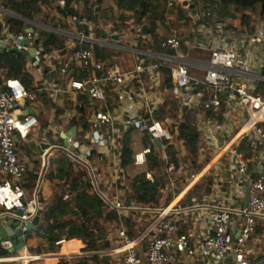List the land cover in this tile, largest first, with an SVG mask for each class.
Returning <instances> with one entry per match:
<instances>
[{"label":"crops","instance_id":"1","mask_svg":"<svg viewBox=\"0 0 264 264\" xmlns=\"http://www.w3.org/2000/svg\"><path fill=\"white\" fill-rule=\"evenodd\" d=\"M58 1L54 0L51 4L44 5L39 14L33 15L32 19L28 20L10 9L7 0H0V42H3L8 49L11 48L12 44L7 33L11 37L15 35L9 29V20L20 21L24 24L23 32L20 34H24L29 29L33 30L34 39L28 49L35 48L33 43L40 30L52 32L64 38L63 48H55L42 57L39 48H35L38 60L35 63H30L27 59L28 71L32 76L34 86L38 90V96L34 102L22 101L17 110L18 114L32 113L37 118V125L31 130L27 140L17 142V154L25 164L26 172L36 177L35 182L25 188L27 194L30 195L34 186L40 182L43 213L57 194L58 168H61L60 156L72 164L74 171H83L86 177L89 170L104 176L105 183L101 189L108 196L135 203L137 202L131 198V184L139 175L144 173L146 179L149 175L150 181H153L155 177L166 175L169 180L165 189L160 192L157 204L147 205L158 208L175 199H180L183 204L190 208L186 214L187 223H178L179 233L189 236L190 246L195 249L196 254L192 257L180 255L179 264H227L228 260L218 261L212 256L204 255L199 246L202 239L210 233L209 218L215 207L236 209L245 204L246 196L243 193L245 185L241 182L240 175L236 170L238 159L244 161L250 177L255 178L264 175V142L252 149L247 141V133L251 131L248 122L253 118V114L241 108L234 98L226 95L221 96V104L218 109L206 106V103L203 102L200 105V110L194 113V124L199 133L197 154L199 168L197 170L185 169L184 164L180 162L176 172L167 174V165H174L168 161L167 149L172 146L178 150V157L185 155L181 142L177 141L176 138L178 123L184 113L189 110L179 103L174 93V84L173 89L163 85L161 66H158L149 71L135 74L127 91L122 92L116 87L109 86L107 88L108 111L114 117L113 137L117 144L115 152L117 154L114 157L119 168L115 180L112 170L113 155L109 152L112 135L108 132L104 140L97 142L89 127L90 120L93 114L100 109V105L86 93H74L68 82H60L58 63L66 59L79 45V42L75 40H66V36L74 38L81 36L85 39L83 43H87L91 48L97 46L103 49L106 59L97 58L98 61L107 65H115L124 72L132 70L141 63L158 65L160 61L149 56L151 53L182 56L188 62H205L210 57V48L222 46L234 49L238 54L237 67L247 74L246 77L238 80L246 84L252 93L263 98L264 9L260 7V12L256 18L252 15L253 9H251L250 13L253 17L251 26L254 30L249 33L246 28H241L239 20L231 21L225 15L222 20L216 17L207 24H195L190 22L187 9H185V19L188 18V20H185L179 18L180 12L167 8L164 20L157 22L155 34L157 40L169 36L179 38L181 48L174 51L160 49L158 42L153 44L150 34L142 33V27L140 30L135 29L133 22H130L129 27L123 28L120 32H116L113 25L110 26L108 23L106 24L109 25L106 27L107 31L102 32L101 30V36L91 33L85 37L78 31V26L84 24V21L73 20V18L62 19L57 12V7H60ZM187 22L192 24L191 30L186 27ZM88 26L90 30L94 28L93 24H88ZM178 26L181 28L174 29ZM107 32L123 33L125 38L119 41L114 35L108 39ZM255 36L262 39L261 43L249 44V38ZM192 43H197L206 50H190ZM148 45L153 48L147 47ZM109 48L127 53L128 58L126 59L125 55H119L117 62H115L110 52L105 51ZM1 71V78H5L4 71ZM189 71L196 77H201L203 74L192 66H189ZM87 74L88 72L74 65L69 72L72 79H82ZM198 105L190 109H194ZM143 120L148 123L152 120L160 121L167 130L170 139H159L157 140L159 145H156L155 140H151L146 133L139 131L137 127H125L123 124L125 121L139 123ZM258 124L264 127V113L260 115ZM85 125H87L86 128ZM71 129H74L71 135L72 144L68 145L65 141L66 133ZM101 130L106 132L109 129L102 127ZM125 143L131 150L133 163L123 169L119 164V158ZM148 147H150L151 153L145 157V163L136 165L134 155ZM66 148L70 150V154L62 150ZM233 152L239 155L238 159L233 155ZM47 154H50L48 166L46 164ZM73 156H77L76 163L73 162ZM154 157H157L161 162V166L157 170L149 169L150 160ZM172 175L180 179L178 185L174 183ZM192 175L193 178H191ZM64 195L68 194L65 193ZM3 220H10V217L4 215L0 209V221ZM149 220L150 215L138 213H131L124 220L129 234L138 243L140 255L145 263L146 246L141 237L149 227ZM39 222L43 228L42 214L39 217ZM106 226L115 232L119 223L116 219L113 223L107 222ZM37 231L40 230L32 231L30 239L24 242L22 253L10 254L2 249L4 254L0 255V263L4 259L13 260V264H28L29 260V264H60L63 260L67 263L68 261L77 263L78 258L101 254L99 252L83 253L84 244L82 241L72 239L60 245L59 251L56 253L38 255L34 252V249L41 242V238L37 237ZM114 232L107 235L108 242L110 240L114 242ZM237 232L238 223L234 219L230 232L232 242ZM69 242L71 244L65 246ZM74 242L78 246L73 245ZM247 248L251 250L252 261L259 262L261 256L264 255V219L256 221L255 230L247 242ZM107 254L112 260L110 262L114 264H118L122 257L118 245L115 250L108 251Z\"/></svg>","mask_w":264,"mask_h":264},{"label":"built area","instance_id":"2","mask_svg":"<svg viewBox=\"0 0 264 264\" xmlns=\"http://www.w3.org/2000/svg\"><path fill=\"white\" fill-rule=\"evenodd\" d=\"M186 2L187 5L183 6ZM58 5L63 8L64 0H59ZM194 5L193 8L190 6ZM168 9L182 7L187 9L189 19L195 24H203L214 16L208 10L199 8L194 0H167ZM73 17V20H76ZM207 22V21H206ZM117 36L119 41L125 38L123 33H109L110 37ZM7 36L11 41V48L17 51H27L34 39L32 31L24 34ZM27 44L22 46L23 41ZM249 44L261 43L258 36L249 38ZM80 42L83 38L80 37ZM158 47L162 50L178 51L181 48V40L175 36L158 38ZM204 49L197 43L190 45V50ZM149 54V53H148ZM210 57L207 61L188 62L182 56H170L165 54L151 53L149 56L158 59L160 63L139 64L130 71H121L115 65H107L98 61L91 49L75 48L69 56L58 63V78L60 82H68L74 93H86L91 99L100 105L90 120L89 127L96 141L104 140L109 132L112 137L109 152L112 153V170L115 180L119 168L115 162L117 149L116 140L113 137L114 117L108 111L107 88L116 87L119 91H127L135 74L149 71L158 66L167 68L174 84V93L179 103L184 108H192L205 98L206 106L218 109L221 104V96L226 95L234 98L237 104L253 114L248 122L251 131L247 133V141L252 149L264 142V127L258 124L259 117L264 113V99L251 92L249 87L239 78L246 77V72L237 67L238 54L234 49L216 46L209 49ZM88 72L82 79H72L69 72L72 66ZM189 66L201 71V77H196L189 71ZM0 70V209L2 213L15 218L24 226L32 221L34 217L42 214L41 208V184H36L30 192L24 188L25 164L17 154V142L26 141L31 130L37 125V118L32 113L18 114L17 110L22 101L32 103L37 95L28 91L23 83L17 78H1ZM26 110V109H25ZM124 126H135L139 131L146 133L151 140L170 139V136L160 121L152 120L150 123L141 121L139 123L125 121ZM102 127L109 129L102 132ZM66 143L72 144V137H67ZM70 154L68 148L62 149ZM151 153L150 147L134 155V163L143 165L145 157ZM238 159L239 155L233 152ZM50 154L46 156V164L49 165ZM73 162H77V156H73ZM236 170L240 175L241 182L245 185L243 193L247 202L243 207L232 209L230 207H215L210 214V233L202 239L200 251L204 255L212 256L218 261L228 260L227 264H264V255L259 262L251 259V250L247 248V242L255 230L256 221L264 219V175L252 178L249 176L244 161L238 159ZM174 165H167L166 173H174ZM87 177L92 191L102 201L105 211L116 214L119 227L115 229L114 241L117 243L122 255L118 264H179V256L192 257L196 254L195 249L190 246L189 236L179 233L178 223L186 224V214L190 208L183 204L180 199L171 203L152 208L148 205H140L135 202L108 196L101 186L105 183L104 176L98 172L89 170ZM194 176L192 175L191 178ZM149 180L150 177L147 175ZM68 195L63 196V200ZM15 212H20L15 216ZM131 213L150 215L149 227L141 237L146 246V263L143 261L138 249L137 241L131 237L128 228L124 224ZM236 219L238 232L232 242L230 239L231 225ZM66 239L62 238L55 242L56 246L62 245ZM0 243V250H2ZM23 260V258H21ZM30 260L28 261L29 264ZM0 264H13V260L4 259ZM67 264H76L68 261Z\"/></svg>","mask_w":264,"mask_h":264},{"label":"trees","instance_id":"3","mask_svg":"<svg viewBox=\"0 0 264 264\" xmlns=\"http://www.w3.org/2000/svg\"><path fill=\"white\" fill-rule=\"evenodd\" d=\"M53 1L7 0V5L22 18L31 20L33 15L42 11L44 5H49ZM257 6L264 9V0H206L203 7L220 20L224 19V14L230 12L231 21L239 20L241 28H246L251 33L254 29L251 26L253 17L250 11ZM96 8H98V11H96ZM167 8V0H64L63 8L57 7V12L62 19L76 17L79 21H84V24L78 26V31L85 37H88L91 33L98 35L101 33V29L91 28L90 30L88 24L102 26L112 23L116 32L129 27L130 22H133L135 29L139 30L147 24L154 44L157 42L155 34L157 22L164 20ZM175 9L181 14L179 18L185 19V8L177 7ZM108 11L111 12L112 18L105 15ZM185 20H188V18ZM206 21L203 24L211 22L210 19ZM8 24L12 34L18 35L23 32L24 24L22 22L9 20ZM33 45L35 48H39L42 57L55 48H63L64 38L55 33L40 30ZM147 47L153 48L150 45ZM77 48L91 49L97 58L106 59L104 50L97 46L91 48L90 45L82 42L79 43ZM0 69L4 71L5 78L19 79L28 91L34 92L38 96V90L34 86L32 76L28 71L26 57L18 53L2 54L0 55ZM160 69L163 75V85L166 88L173 89L169 70L163 66ZM204 101L205 98H202L196 108L187 110L178 123L176 139L181 142L185 155L178 157V150L172 146L166 152L169 163L174 164L175 168L179 166L180 162L184 164L185 169L197 170L199 168L197 164L199 133L194 124V113L200 110V105ZM86 127L87 125H85ZM59 163L61 168H58L57 194L52 203L42 213L44 226L42 230L37 231V237L41 238V242L34 249V252L38 255L56 253L59 251L60 246H56L55 242L62 238L81 240L84 244L83 252L96 253L108 250L110 244L106 240L107 233L104 226L107 222L113 223L116 221V214L105 211L102 201L92 191L89 180L83 171H74L72 164L67 162L63 156L59 157ZM132 163L131 150L128 144L125 143L120 153L119 164L123 169H126ZM160 166L161 162L157 157L150 160L149 169L157 170ZM172 176L174 183L178 185L180 179L175 175ZM35 180V175L26 172L23 180L24 188L34 183ZM168 180L169 177L164 175L155 177L153 181H150L142 173L131 184V198L140 205H156L157 198L160 192L165 189ZM65 193L68 194V199L63 200ZM73 245L78 246L75 242ZM2 254L4 252L0 250V255ZM60 264H67V262L63 260ZM76 264L114 263L107 258L101 259L97 255H92L78 258Z\"/></svg>","mask_w":264,"mask_h":264},{"label":"water","instance_id":"4","mask_svg":"<svg viewBox=\"0 0 264 264\" xmlns=\"http://www.w3.org/2000/svg\"><path fill=\"white\" fill-rule=\"evenodd\" d=\"M187 3L184 2L183 6H186ZM194 5L190 7L193 8ZM98 10V8H97ZM29 31H33L29 29ZM142 33H149V26L143 25L141 29ZM116 38V37H115ZM27 41L24 40L22 46H25ZM6 53H18L26 57L30 63H35L38 60L37 51L35 48H30L27 51H17L15 48H7L3 42H0V55ZM74 132V129H71L66 133L67 137H70ZM64 136V135H63ZM67 144V143H66ZM155 144L159 145L158 141L155 140ZM247 198H245V204ZM244 204V205H245ZM20 212H15V216H19ZM42 224L39 222V215L34 217V219L24 226H22L17 219L12 218L10 220L0 221V242L2 244L3 250L7 251L10 254L22 253L24 249V242L28 241L31 237L32 231L41 230Z\"/></svg>","mask_w":264,"mask_h":264},{"label":"rangeland","instance_id":"5","mask_svg":"<svg viewBox=\"0 0 264 264\" xmlns=\"http://www.w3.org/2000/svg\"><path fill=\"white\" fill-rule=\"evenodd\" d=\"M195 2H196V4H197V6L201 9V8H204L203 6H204V4L206 3V0H195ZM104 7H105V5H104ZM45 9H46V6H45ZM96 11H98L97 10V8H96ZM259 12H260V6H257L256 8H254L253 10H252V15L256 18L257 16H258V14H259ZM107 17H109V18H112V16H111V12L110 11H108L106 14H105ZM225 16H226V18H230V16H231V13L230 12H227L226 14H224ZM217 16L216 15H214V18H216ZM190 20V19H189ZM190 22H192L191 20H190ZM190 22L188 23L187 22V25H186V27L188 28V29H192V24H190ZM94 26V28L95 29H97V30H102V32L103 31H107V29H106V27H109V25H96V24H93ZM113 24L112 23H110V26H112ZM180 26H178V27H176V28H174V29H178ZM181 28V27H180ZM104 29H106V30H104ZM111 31V30H110ZM108 33V32H107ZM109 33H111V32H109ZM109 33H108V39L109 38H111L110 36H109ZM101 36V35H100ZM99 36V37H100ZM80 37L81 36H79V38H74V37H72V36H66V40H72V41H77V42H79L80 43ZM142 37H144V36H142ZM83 38V37H82ZM92 38H96V37H92ZM85 41V39L83 38V42ZM69 42H71V41H69ZM105 51H109L110 52V54L112 55V59L115 61V62H117V58L119 57V55H125L126 56V59L128 58V54L127 53H125V52H122V51H119V50H115V49H113V48H109L108 50L106 49ZM128 61V60H127ZM104 229L106 230V233H107V235H109V233H111V234H113V229L112 228H109V227H107V226H104ZM112 239V238H111ZM106 240H107V236H106ZM108 241V240H107ZM111 241V242H110ZM109 241V244H110V247H109V249L108 250H106V251H100L99 253H101V254H98L97 256H99L101 259L102 258H107L109 261H112L111 260V258H109V256H107L108 254H107V252L108 251H113V250H115L116 248H117V245H116V243H115V241L113 242V240H110ZM71 244V242H69V243H66L65 244V246L66 245H70ZM84 253V252H83ZM86 254H90L89 252H85ZM88 256H92V255H88Z\"/></svg>","mask_w":264,"mask_h":264}]
</instances>
